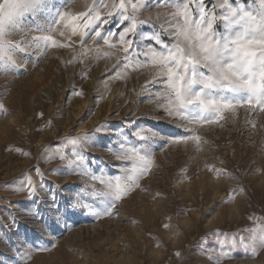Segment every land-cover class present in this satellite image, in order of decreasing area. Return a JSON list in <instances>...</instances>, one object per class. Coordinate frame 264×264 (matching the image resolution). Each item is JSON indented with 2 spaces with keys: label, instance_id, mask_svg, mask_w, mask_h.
<instances>
[{
  "label": "rangeland",
  "instance_id": "1",
  "mask_svg": "<svg viewBox=\"0 0 264 264\" xmlns=\"http://www.w3.org/2000/svg\"><path fill=\"white\" fill-rule=\"evenodd\" d=\"M92 2L67 0L66 10L86 11ZM50 6L60 7L61 0H51ZM174 11L161 0L160 6L134 15L151 17L157 26L153 30L159 31L160 25L169 27L165 13ZM50 19L40 14L9 38L45 34L36 26ZM116 29L113 23L104 30ZM52 34L65 40L59 32ZM170 36L164 32L162 38L168 41ZM80 40L73 36L71 47H48L43 55L34 45H24L27 54L16 56L23 71L0 73V104L7 110L0 113V262L21 264L19 257L27 252L31 259L23 264H217L219 239L229 254L220 264H264V247L251 255L239 246L241 238L248 237V243L252 230L264 225V112L240 108L212 125L172 119L150 97L159 85L146 86L156 65L140 56L126 66L118 37L112 48L92 36L83 46ZM84 47L101 52L93 50L68 63ZM178 124L195 127L205 143L199 149L191 142L170 143L172 134H184ZM138 130L156 133L150 141L154 165L140 186L116 204L112 215L76 211L65 222L62 212L69 197L99 210L104 207L96 195L104 186L67 161L82 152L94 174L100 175L101 169L105 175L119 174L120 162L109 148L117 150L124 139L134 141ZM79 133H88L86 142L68 143L66 138ZM28 177L42 182L35 202L26 191H17ZM50 190L57 193L61 213L54 211Z\"/></svg>",
  "mask_w": 264,
  "mask_h": 264
},
{
  "label": "snow or ice",
  "instance_id": "2",
  "mask_svg": "<svg viewBox=\"0 0 264 264\" xmlns=\"http://www.w3.org/2000/svg\"><path fill=\"white\" fill-rule=\"evenodd\" d=\"M171 3L175 11L165 13L169 27L157 26L151 17L139 19L134 13L148 7L160 6L161 0H93L87 5L86 11L66 10L67 0H61V6L51 5V0H0V73L17 72L21 69L16 60L17 54H27L24 45H34L41 49V55L48 47H71V37L79 36L80 45L92 36L93 40L103 39L109 48L116 47L111 41L119 38L124 52V63L127 66L133 57L143 56L157 66L152 80L146 86L159 85V90L150 92L155 98V104L168 117L187 121L189 124L212 125L225 119V113L233 116L240 108L252 111L259 109L264 112V0H163ZM45 14L51 19L45 25H37L36 30L45 33L19 41L9 37L22 32L26 23H33L40 15ZM31 18V19H29ZM157 19L160 14L157 13ZM116 24V30L105 31V26ZM152 25L147 32L143 29ZM62 26V29H61ZM59 32L65 40L57 39L52 33ZM164 32L171 33L168 41L162 38ZM69 41V42H65ZM147 41L144 47L141 44ZM95 50L99 55V48H83V52L75 55L73 63L80 57ZM104 56L110 53L104 52ZM81 94V93H78ZM7 111L0 104V113ZM42 115V113H41ZM184 134L170 136L173 144L193 143L199 149L205 143L203 137L197 134L195 127L185 124L175 125ZM94 131L100 132L101 128ZM156 133L144 135L143 130L133 133L135 140L119 141L117 150L109 148L120 162L119 174H94L86 166V157L82 152L75 153V159L67 161L70 168L80 169V174L92 181H99L103 190L96 193L102 198V210L92 204L81 203L78 197H69L63 208L65 218L70 212H84L101 215H112L116 204L129 196L140 186L142 177L149 174L154 165L153 148L150 141ZM88 133H79L76 137L66 138L72 145L86 142ZM63 161L65 157L60 156ZM130 165V166H129ZM212 170L214 166H210ZM41 177L39 168H33ZM56 171V169H50ZM42 186L28 177L25 185L17 191H26L27 198L36 201L37 190ZM242 189H233V193ZM50 202L54 211L61 213V206L57 202V193L49 191ZM232 196L229 197V202ZM59 221L60 216L55 218ZM259 230H252L250 241L243 237L239 246L246 250V254L255 255L258 248L264 247V225ZM218 238L219 231L214 233ZM206 242V241H205ZM221 248L215 257L217 264L222 258H229L228 251L222 240H217ZM232 250H236L235 244ZM250 249V250H249ZM37 250H47L39 249ZM20 251L19 249L17 250ZM21 264L31 259L30 253L25 252L19 257ZM2 264V262H0Z\"/></svg>",
  "mask_w": 264,
  "mask_h": 264
},
{
  "label": "bare ground",
  "instance_id": "3",
  "mask_svg": "<svg viewBox=\"0 0 264 264\" xmlns=\"http://www.w3.org/2000/svg\"><path fill=\"white\" fill-rule=\"evenodd\" d=\"M110 97V96H109Z\"/></svg>",
  "mask_w": 264,
  "mask_h": 264
}]
</instances>
